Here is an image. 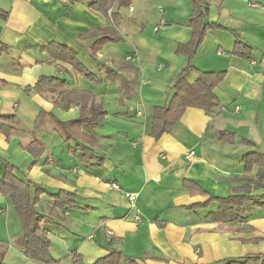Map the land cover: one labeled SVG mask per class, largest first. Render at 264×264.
Wrapping results in <instances>:
<instances>
[{
    "label": "crops",
    "instance_id": "obj_1",
    "mask_svg": "<svg viewBox=\"0 0 264 264\" xmlns=\"http://www.w3.org/2000/svg\"><path fill=\"white\" fill-rule=\"evenodd\" d=\"M88 1L0 0V115H17L21 129L10 136L0 131V177L9 161L19 176L41 185L46 192L36 208L43 214L53 205L49 194L60 190L76 193L81 207L88 206L59 210L44 222L51 249L58 240L59 251L51 250L55 264H94L113 251L123 253V264H217L264 255V173L256 162L247 170L245 158L264 155V0H133L115 25ZM197 6L208 26L191 60L178 49L193 38L190 18ZM111 26L117 40L95 50ZM237 38L252 48L251 57L234 52ZM51 42L70 46L94 79L51 59L45 48ZM189 64L196 68L190 81L199 71L227 72L216 88L222 108L210 113L189 107L169 133L155 138L153 110L168 103ZM42 75L66 79L68 92L90 91L107 112L85 129L98 140L99 163L71 154L51 119L90 114L91 103L83 110L80 104L67 106V92L35 90ZM81 78L92 85L83 86ZM222 131L231 134L221 138ZM33 138L45 146L38 157L20 145ZM186 179L208 193L192 194ZM126 192L138 194L135 207ZM232 194L255 198L242 210L247 221L209 220L217 202L189 208ZM10 207L0 194V216ZM17 233L15 251H2L0 236V260L42 264L24 254L22 228Z\"/></svg>",
    "mask_w": 264,
    "mask_h": 264
},
{
    "label": "trees",
    "instance_id": "obj_2",
    "mask_svg": "<svg viewBox=\"0 0 264 264\" xmlns=\"http://www.w3.org/2000/svg\"><path fill=\"white\" fill-rule=\"evenodd\" d=\"M72 1V0H71ZM70 1V2H71ZM133 0H90L87 2L91 10L104 16H108L115 25L122 18L121 9H127L131 6ZM201 2V0H200ZM111 11V13H110ZM6 19L7 14L2 15ZM190 24L194 29L193 38L186 46L181 45L179 53H185L192 60L196 54L198 46L204 39L208 25L204 23V13L200 6H197L190 18ZM219 26L220 25H217ZM106 36L102 43L99 42L95 50H99L107 42L117 40L118 33L111 26L105 28ZM108 32V33H107ZM49 51L51 59L71 65L82 75L94 79L92 73L77 59L76 52L68 45L51 42L45 46ZM234 52L245 57H251L252 48L237 38ZM196 70L189 64L178 75L173 86L171 87V97L166 105L156 106L152 114L151 135L159 138L164 133H169L180 121L186 109L196 107L206 112H217L222 108L221 100L216 93V88L224 80L226 71H199L195 81L189 80L191 71ZM68 81L60 76L42 75L35 85V90L41 91L43 88L67 92L69 95L65 98V103L69 105L80 104L83 110L91 103V113L63 121L55 115L51 117L55 124V130L62 136L63 140L70 143L69 152L84 161L102 160L97 154L96 148L99 146L97 138L85 131L91 124L103 121L107 112L102 105L96 104L94 96L90 91L71 90L67 91ZM52 114V113H51ZM19 118L17 115L3 116L0 115V131L10 136L12 133L17 134L19 128ZM228 131L220 132L221 138L229 135ZM23 149L31 152L35 157L44 152V144L37 138L31 139L28 143L21 142ZM247 170L256 162L260 166V174L264 173V155L259 153H248ZM184 186L192 194H207L205 188L193 180H184ZM46 190L39 184L26 180L17 174V168L9 161L5 162V170L0 177V194L8 197L19 218L22 233L18 237L24 254L33 261L42 264H55L56 260L51 254V238L44 226L45 221H50L58 215L59 210H65L83 205L78 203L77 195L74 192L60 190L57 193H50L53 205L48 214L41 213L36 207L41 205V196ZM252 196L232 194L227 197L212 196L208 201L201 204H195L189 208L194 209L196 206L207 207L212 202H217L216 210L210 211L207 215L209 220L214 222L231 223L234 221H247L248 215H244L242 210L248 202L254 201ZM258 200V199H256ZM81 208H88L84 206ZM123 253L113 251L109 255L99 259L94 264H123ZM131 263H134L131 260ZM0 264H7L0 260ZM217 264H264V255H246L242 257L225 258Z\"/></svg>",
    "mask_w": 264,
    "mask_h": 264
},
{
    "label": "rangeland",
    "instance_id": "obj_3",
    "mask_svg": "<svg viewBox=\"0 0 264 264\" xmlns=\"http://www.w3.org/2000/svg\"><path fill=\"white\" fill-rule=\"evenodd\" d=\"M257 9H259V8H257ZM146 26H147L146 30L151 29V27H150V25H148V23L146 24ZM80 81H81L83 86L88 87L89 85H92V83L85 78H81ZM136 93H137L136 94L137 96L140 95L139 87L136 89ZM115 97L113 98V100L116 101ZM9 217H10V219H9ZM20 228H21V224H20L19 218L17 216V213L15 212L13 207H10L7 215L5 213L4 215L0 216V236L5 240V242L3 244L4 247H1L2 251L4 249H6V251H15L14 249L17 245L16 236L18 235L17 232L20 230ZM57 242H58V240H55V243H54L55 247L53 246V249H51L52 251H59V249H57Z\"/></svg>",
    "mask_w": 264,
    "mask_h": 264
},
{
    "label": "built area",
    "instance_id": "obj_4",
    "mask_svg": "<svg viewBox=\"0 0 264 264\" xmlns=\"http://www.w3.org/2000/svg\"><path fill=\"white\" fill-rule=\"evenodd\" d=\"M64 1H65V3H69V2H70V0H64ZM162 27H164V28H170L171 25H170V24H163ZM159 29H160V26H156V27L154 28V30H155L156 32L159 31ZM251 63H252L253 65H255V64H257V61L254 60V59H252ZM236 110H237V111L241 110V107H240V106L236 107ZM193 155H194V151H191V152L188 154V156H187L188 159H191V158L193 157ZM111 186H112V188H114V189H120V187H119L117 184H112ZM126 196H127L128 200H129V202H130L131 207H135V204H136V201H137V198H138V194H137V193H134V192H126ZM136 218H137V220L140 219L139 216H137ZM107 233H108L110 236L114 235V231L111 230V229H108V230H107Z\"/></svg>",
    "mask_w": 264,
    "mask_h": 264
}]
</instances>
